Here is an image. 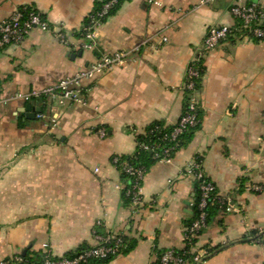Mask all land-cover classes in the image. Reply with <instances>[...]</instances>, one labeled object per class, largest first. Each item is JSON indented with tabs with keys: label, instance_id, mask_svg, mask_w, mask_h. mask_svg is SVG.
Returning <instances> with one entry per match:
<instances>
[{
	"label": "crops",
	"instance_id": "1",
	"mask_svg": "<svg viewBox=\"0 0 264 264\" xmlns=\"http://www.w3.org/2000/svg\"><path fill=\"white\" fill-rule=\"evenodd\" d=\"M101 1L0 0V23L29 7L68 36L64 44L35 28L0 50V264L45 245L62 257L108 233L136 244L105 264H153L157 250L181 249L196 192L185 166L197 156L231 207L216 211L200 235L199 248L216 249L202 264H264L255 239L264 234V40L235 36L202 53L211 26L237 23L235 0H125L97 27V46L84 48L78 33ZM117 50L129 52L123 65L83 81L86 105L14 98ZM195 59L204 68L193 94L200 128L170 163L147 171L142 205H126L113 157L133 155L151 123H178Z\"/></svg>",
	"mask_w": 264,
	"mask_h": 264
},
{
	"label": "built area",
	"instance_id": "2",
	"mask_svg": "<svg viewBox=\"0 0 264 264\" xmlns=\"http://www.w3.org/2000/svg\"><path fill=\"white\" fill-rule=\"evenodd\" d=\"M118 0H110L106 3L101 12L96 16H92L91 24L83 27L80 32L85 43L84 48L94 49L96 43V29L102 24L101 19L104 18L109 10L117 3ZM152 1V0H151ZM220 0H202L201 4L210 5ZM237 23L231 25H215L211 26L204 39L203 54L221 45L232 36L246 38L255 41L264 40V7L258 3H242L241 0H235L231 7ZM35 28L44 31H51L57 39L62 43L68 44V36L62 27H53L43 16L41 12L34 8L23 7L17 10L11 17L0 23V50L11 45L21 43L25 37ZM166 41L167 38H164ZM129 52L117 50L111 53H102L97 60L86 69L67 76L56 84L44 89H35L27 93H16L14 98L24 100H39L43 105L49 99L59 98L62 101H71L75 104L86 105L87 97L84 94L82 83L87 79H97L111 70L115 66L123 65ZM198 60L195 59L190 66L186 80V91L190 92L187 112L182 115L178 123L175 124L174 130L170 134L165 135V139L176 141L177 138L188 127H194L198 124L197 107L199 106L193 94L197 91L194 78L199 76V70L196 68ZM39 118L44 117V113L38 114ZM146 148H148L146 146ZM174 149L173 146L165 147L162 152L154 154L158 162L170 163L174 158L170 155ZM115 165H121L123 171L128 175L135 177L128 195L132 198V205L138 207L143 203L142 181L144 180L146 169L135 168L128 162L121 163L118 157L113 160ZM185 173L199 183L201 191V201L199 203L200 213L191 225L186 226L183 237V247L181 249L169 248L161 254L160 264H188L187 255L189 252L194 253L193 264H202L209 255L208 250L199 248L195 239L199 238L208 226V207L210 205H218L221 209L230 210V206H226V202L222 200L218 194L215 183L209 179L203 168V160L199 156L193 158L185 166ZM256 191H261V186L255 187ZM264 244V239L259 240ZM124 245L123 237L119 234L108 233L107 235H97L96 243L90 245L88 249H84L80 245L79 253L76 257L69 259L64 256L55 257L50 248L44 246V258L39 264H79L89 258L104 259L109 256H117L120 254ZM190 246L189 252L185 249ZM1 264H25V260L21 255L11 259L2 261Z\"/></svg>",
	"mask_w": 264,
	"mask_h": 264
},
{
	"label": "trees",
	"instance_id": "3",
	"mask_svg": "<svg viewBox=\"0 0 264 264\" xmlns=\"http://www.w3.org/2000/svg\"><path fill=\"white\" fill-rule=\"evenodd\" d=\"M109 1L110 0H103L95 4V9L85 19L84 27L89 26L91 24V21H92L91 17L96 16L99 12H101L104 5L108 3ZM124 1L125 0H118L117 3L114 4L113 7L109 10L108 14L104 18L101 19V22L103 23L109 16L114 15L118 11V9L120 8L121 4ZM78 36L79 37L81 36L80 31L78 33ZM195 65H196V68L199 70V76L194 78L196 89L198 90L201 87V79L204 74V68L200 61H198ZM189 98H190V92H187V100H189ZM187 108H188V101H186L184 105V111L182 115H184L187 112ZM202 116H203V111L198 106L197 107V118L199 120L198 124L194 127H188L183 133L180 134V136L177 138L176 141L164 138L166 134H170L174 130L175 125H166L163 122H159V121L153 122L145 129L143 133H140L139 135H137V140H136L137 148H136V152L133 155L114 156L113 160L115 157H118L121 163L128 162L135 168H140V167L145 168L146 173H147V171L155 163L158 162V160L154 156L156 152H162L165 147L173 146L174 149L171 151L170 155L173 158H175L176 153L181 148L187 146L193 140L195 136V132L200 128ZM146 146L148 148H146ZM199 157L200 159H202L201 156ZM116 166L121 172V176H122L123 183H124V187L122 189L123 201L126 205L132 204V198L131 196L128 195V191L130 190L135 177L130 176L125 171H123L121 165H116ZM195 183H196V192H195V197H194V203L192 205V214H191L190 219L187 221L186 226L191 225L192 222L198 218L199 213H200L199 203L201 201V191L199 189V183L197 181H195ZM142 184H143V181H142ZM220 209L221 208H219L218 205H210L208 207L207 209L208 210V220H207L208 224L210 222L212 215ZM221 210H224V209H221ZM121 236L123 237L124 245L121 249L120 254L128 253L134 248L136 241L131 240L126 236H123V235ZM255 239L258 241L264 239V234L257 235ZM198 240L199 238L195 239V242L198 243ZM83 247L84 249H88L90 245L87 243H84ZM185 249H187L189 252L190 246H187ZM215 250L216 249L208 248L209 255L213 254ZM163 251L164 250H157L158 260L154 262L153 264H160L161 254L163 253ZM78 253H79V249H76L75 251L65 254L64 257L72 259L76 257ZM21 256L24 258L25 264H39L44 258V251L34 252V251L29 250L27 251L25 255L22 254ZM115 257L116 256H109L104 259L89 258L88 260L82 261L79 264H105V263L110 262ZM193 258H194V253L189 252L187 255V263L193 264Z\"/></svg>",
	"mask_w": 264,
	"mask_h": 264
},
{
	"label": "water",
	"instance_id": "4",
	"mask_svg": "<svg viewBox=\"0 0 264 264\" xmlns=\"http://www.w3.org/2000/svg\"><path fill=\"white\" fill-rule=\"evenodd\" d=\"M26 254V252L24 253V255Z\"/></svg>",
	"mask_w": 264,
	"mask_h": 264
}]
</instances>
